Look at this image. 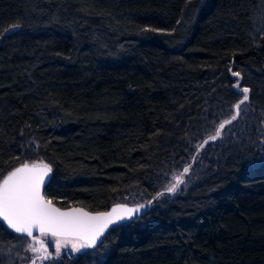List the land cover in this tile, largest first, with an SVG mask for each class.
I'll use <instances>...</instances> for the list:
<instances>
[{
  "label": "trees",
  "instance_id": "trees-1",
  "mask_svg": "<svg viewBox=\"0 0 264 264\" xmlns=\"http://www.w3.org/2000/svg\"><path fill=\"white\" fill-rule=\"evenodd\" d=\"M37 162L46 199L90 211L189 168L40 264H264V0H0V180ZM28 239L0 221V264Z\"/></svg>",
  "mask_w": 264,
  "mask_h": 264
},
{
  "label": "snow or ice",
  "instance_id": "snow-or-ice-1",
  "mask_svg": "<svg viewBox=\"0 0 264 264\" xmlns=\"http://www.w3.org/2000/svg\"><path fill=\"white\" fill-rule=\"evenodd\" d=\"M239 75V73H234ZM244 99L235 107L237 114L240 104L248 99L249 89L244 88ZM233 120L236 116L232 117ZM231 123L225 120L219 125L215 135L209 136V140H216L221 135V130L226 124ZM207 143V141H205ZM201 144L199 147H203ZM189 168H184L187 173ZM51 172L47 164H22L15 168L0 181V219L7 223V226L17 233H26L32 236L33 229L47 235L57 237L55 242V253L59 255L61 248L70 245L73 252H80L82 249L94 248L98 238L104 233L109 225L118 221L130 219L144 205L136 208L118 206L110 213H99L91 215L82 210L61 211L56 208L51 200H46L41 194V186L45 177ZM181 174V176L183 175ZM181 176L175 177V183L166 188L169 193L175 192L180 183ZM158 195H160L158 193ZM151 203V201H149ZM36 241V237H33ZM40 247L30 246L34 253L43 252L45 255L38 259H48L51 254L47 253L46 246L42 241H37ZM33 264H36L33 261Z\"/></svg>",
  "mask_w": 264,
  "mask_h": 264
},
{
  "label": "water",
  "instance_id": "water-1",
  "mask_svg": "<svg viewBox=\"0 0 264 264\" xmlns=\"http://www.w3.org/2000/svg\"><path fill=\"white\" fill-rule=\"evenodd\" d=\"M15 30V28L14 27H12V28H9V29H7V30H5L4 31V35L5 34H7V33H9V32H12V31H14ZM224 121H222V122H220L219 124H218V127H219V125L220 124H222ZM218 129V128H217ZM217 129H216V131H217ZM204 141H202L201 142V144L203 143ZM200 144V145H201ZM199 145V146H200ZM199 146L197 147V150H198V148H199ZM194 157V156H193ZM193 157H192V159H193ZM192 161V160H191ZM25 164H27V163H25ZM34 164H45V163H43V162H37V163H34ZM29 165H31V163H29ZM21 165H19V166H17V167H15V168H18V167H20ZM14 168V169H15ZM184 168H187V166H184L182 169H181V171L179 172V174L177 175V176H181V174L183 173V170H184ZM14 169H12L11 171H13ZM10 171V172H11ZM9 173V172H8ZM7 173V174H8ZM7 174L5 175V176H7ZM49 174L50 173H48V175L45 177V180H44V183L42 184V186H41V194H42V190H43V187H44V185H45V183H46V181H47V179H48V176H49ZM184 174V173H183ZM4 176V177H5ZM176 176V177H177ZM4 177L0 180V181H3V179H4ZM176 181H175V178H174V182L173 183H175ZM159 194H161V193H169V192H167L166 191V189H163L162 191H160V192H158ZM158 193L157 194H155V196L153 197V198H151L149 201H151V202H153L154 201V199L155 198H157L159 195H158ZM43 195V194H42ZM44 196V195H43ZM45 198V197H44ZM46 199V198H45ZM46 200H48V199H46ZM149 201H147V202H145V203H143V204H140V205H144L145 207H143V208H140V210L138 211V212H136V213H134V215L131 217V218H133L134 216H137V215H140V214H142L143 212H145L147 209H148V207H149V205L151 204V203H149ZM53 205L56 207V208H59L61 211H71V210H73V209H78V210H82L83 212H86V213H89V214H91V215H96V214H99V213H110V212H112V210L114 209V208H117L118 206H125V207H127V208H136L138 205H136V204H128V203H123V202H117V203H114V204H112V205H110L107 209H105V210H100V211H90V210H87V209H85V208H83V207H81V206H69V207H64V208H61V207H58L57 205H55L54 203H53ZM130 218V219H131ZM126 220H129V219H126ZM126 220H122V221H118L117 223H120V222H123V221H126ZM0 221L9 229V230H12V231H14L13 229H11V228H9L8 226H7V223L5 222V221H3L2 219H0ZM117 223H115V224H117ZM112 225H114V224H112ZM112 225H109V227L110 226H112ZM108 227V228H109ZM107 228V229H108ZM106 229V230H107ZM105 230V231H106ZM105 231H104V233H105ZM40 233V231H39V229H36V228H34L33 229V232H32V236H28L26 233H21V234H25L26 236H28V238H30V239H32L33 240V237H36V241H34V242H37V241H39V238L37 237V234H39ZM103 233V234H104ZM103 234L98 238V240H97V244L96 245H98L99 243H100V241H101V237L103 236Z\"/></svg>",
  "mask_w": 264,
  "mask_h": 264
},
{
  "label": "rangeland",
  "instance_id": "rangeland-1",
  "mask_svg": "<svg viewBox=\"0 0 264 264\" xmlns=\"http://www.w3.org/2000/svg\"><path fill=\"white\" fill-rule=\"evenodd\" d=\"M37 237L39 238V241H42L43 244L46 246L47 253H50L51 256H57L55 253V242H56L57 237L52 236L51 233L44 235L41 232L37 234ZM30 246L40 247V245L37 242H34L32 239H28V241L24 244V246H22L23 250L26 251V255H27V258L25 259L26 261H24L25 262L24 264H27L28 262L31 263L32 261H35L36 264H40L41 261H43L44 259H38V257L45 255V253L43 252V250L41 252L34 253L31 251ZM66 252H71L73 254L78 253V252H73L71 250L70 245L61 248L60 254H63ZM5 254L7 255V253ZM23 257H24L23 254L18 256V258L21 259L20 262H23L24 260Z\"/></svg>",
  "mask_w": 264,
  "mask_h": 264
}]
</instances>
